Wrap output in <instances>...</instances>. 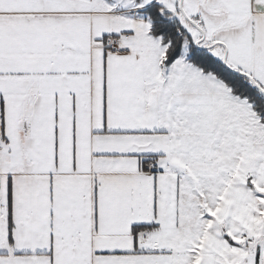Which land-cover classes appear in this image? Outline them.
Masks as SVG:
<instances>
[{"label":"snow or ice","instance_id":"1","mask_svg":"<svg viewBox=\"0 0 264 264\" xmlns=\"http://www.w3.org/2000/svg\"><path fill=\"white\" fill-rule=\"evenodd\" d=\"M0 264H264V0H0Z\"/></svg>","mask_w":264,"mask_h":264}]
</instances>
